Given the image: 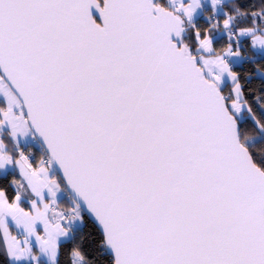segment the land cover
<instances>
[{"label": "snow or ice", "instance_id": "snow-or-ice-1", "mask_svg": "<svg viewBox=\"0 0 264 264\" xmlns=\"http://www.w3.org/2000/svg\"><path fill=\"white\" fill-rule=\"evenodd\" d=\"M261 88L264 0H0V264H264Z\"/></svg>", "mask_w": 264, "mask_h": 264}, {"label": "trees", "instance_id": "trees-1", "mask_svg": "<svg viewBox=\"0 0 264 264\" xmlns=\"http://www.w3.org/2000/svg\"><path fill=\"white\" fill-rule=\"evenodd\" d=\"M249 68H251V64H249ZM252 70H254V69H252ZM260 91L264 92V88H261ZM262 99H264V97H262ZM256 112L261 119H264V109H261V108H259V106H256ZM243 122L254 127L250 117H244ZM255 146L257 148H264V134H261L259 137L256 138ZM253 155L258 159L259 162L264 163V156H262L258 153H255V152L253 153Z\"/></svg>", "mask_w": 264, "mask_h": 264}, {"label": "water", "instance_id": "water-1", "mask_svg": "<svg viewBox=\"0 0 264 264\" xmlns=\"http://www.w3.org/2000/svg\"><path fill=\"white\" fill-rule=\"evenodd\" d=\"M93 14L96 15L95 10H93ZM98 18V17H97Z\"/></svg>", "mask_w": 264, "mask_h": 264}]
</instances>
